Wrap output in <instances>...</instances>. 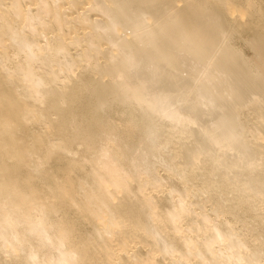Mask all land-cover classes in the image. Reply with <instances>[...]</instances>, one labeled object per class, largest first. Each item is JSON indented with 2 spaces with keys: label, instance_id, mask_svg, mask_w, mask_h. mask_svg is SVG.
Wrapping results in <instances>:
<instances>
[{
  "label": "bare ground",
  "instance_id": "obj_1",
  "mask_svg": "<svg viewBox=\"0 0 264 264\" xmlns=\"http://www.w3.org/2000/svg\"><path fill=\"white\" fill-rule=\"evenodd\" d=\"M237 1L0 0V264H264V0Z\"/></svg>",
  "mask_w": 264,
  "mask_h": 264
},
{
  "label": "rangeland",
  "instance_id": "obj_2",
  "mask_svg": "<svg viewBox=\"0 0 264 264\" xmlns=\"http://www.w3.org/2000/svg\"><path fill=\"white\" fill-rule=\"evenodd\" d=\"M235 1H237V0H235ZM248 1H249V2H252V1H254V0H248ZM237 2H238V1H237ZM258 3H259V2H258ZM236 5H237V7H239V8L241 7V8H242V6H240V4L237 3ZM245 5H246V6L244 7V9H245V10H244L245 13L243 14V16H242V15H241V16L244 17V18L246 19V18H247L246 10L250 9L251 6H249V5H247V4H245ZM262 8H263V7H261L260 5H258V11H261ZM242 9H243V8H242ZM242 17H241V18H242ZM244 18H242V20H245ZM242 45H243V43H242Z\"/></svg>",
  "mask_w": 264,
  "mask_h": 264
},
{
  "label": "snow or ice",
  "instance_id": "obj_3",
  "mask_svg": "<svg viewBox=\"0 0 264 264\" xmlns=\"http://www.w3.org/2000/svg\"><path fill=\"white\" fill-rule=\"evenodd\" d=\"M217 237H218L221 241L223 240V237L220 236L219 233H217ZM0 238H2V237H0ZM16 264H22V262H16ZM29 264H36L35 259L33 258L32 260H30V261H29Z\"/></svg>",
  "mask_w": 264,
  "mask_h": 264
}]
</instances>
